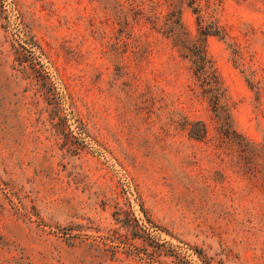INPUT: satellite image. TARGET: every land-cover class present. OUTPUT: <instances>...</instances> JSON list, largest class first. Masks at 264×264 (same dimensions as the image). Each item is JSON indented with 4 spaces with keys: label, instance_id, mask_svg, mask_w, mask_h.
I'll use <instances>...</instances> for the list:
<instances>
[{
    "label": "rangeland",
    "instance_id": "obj_1",
    "mask_svg": "<svg viewBox=\"0 0 264 264\" xmlns=\"http://www.w3.org/2000/svg\"><path fill=\"white\" fill-rule=\"evenodd\" d=\"M207 1L226 37L206 50L251 154L219 136L159 33L135 27L117 60L101 0H0V264H264V0Z\"/></svg>",
    "mask_w": 264,
    "mask_h": 264
},
{
    "label": "trees",
    "instance_id": "obj_2",
    "mask_svg": "<svg viewBox=\"0 0 264 264\" xmlns=\"http://www.w3.org/2000/svg\"><path fill=\"white\" fill-rule=\"evenodd\" d=\"M103 7L110 13L111 21L116 28L114 47L115 58H123L129 49L136 50L141 34L134 31L135 27H146L168 39L169 44L186 59L199 92L207 100L219 129V136L229 139L237 138V147L243 153H253L246 148L244 140L231 126L227 108L226 89L215 70L211 56L205 46L207 35H215L224 39L226 31L209 11L207 0L199 4L198 0H101ZM191 7L195 16L194 32L186 30L181 19V7ZM136 53V52H135ZM237 53V51H236ZM234 53V54H236ZM248 86L255 88L259 95V85L244 75ZM180 124L185 135L194 139L206 137L207 128L200 118H189L186 114L179 115Z\"/></svg>",
    "mask_w": 264,
    "mask_h": 264
}]
</instances>
